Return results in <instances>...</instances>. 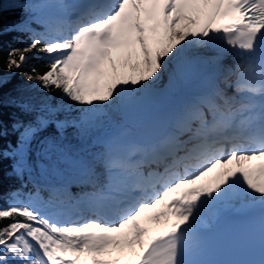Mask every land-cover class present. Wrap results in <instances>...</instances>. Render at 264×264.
<instances>
[{
  "label": "trees",
  "instance_id": "1",
  "mask_svg": "<svg viewBox=\"0 0 264 264\" xmlns=\"http://www.w3.org/2000/svg\"><path fill=\"white\" fill-rule=\"evenodd\" d=\"M40 1L0 0V241L18 227L46 228L24 205L27 198L33 204L49 200L43 184L67 185L56 194L74 192L80 173L91 167L98 176L89 183L108 186L114 173L106 167L119 146L99 142L107 133L91 121L107 116L117 135L127 118L113 74L86 64L85 49L62 61L49 55L48 21L34 15ZM26 53L32 54L24 61ZM27 76L40 78L45 91ZM156 76L134 77V89L139 79Z\"/></svg>",
  "mask_w": 264,
  "mask_h": 264
},
{
  "label": "bare ground",
  "instance_id": "2",
  "mask_svg": "<svg viewBox=\"0 0 264 264\" xmlns=\"http://www.w3.org/2000/svg\"><path fill=\"white\" fill-rule=\"evenodd\" d=\"M135 1H137V5ZM233 1L171 0L169 7L164 4L165 0L112 1L107 12H114L112 25L115 28H122L123 31L129 32L135 26L143 31H149L151 26L153 28L156 26V22L161 21L166 26L168 22L172 23V20H176L168 28V31L171 28L173 33L182 34V30L188 25L187 18H189L191 20L196 19L189 26V30L202 38V42L194 47L187 45L181 47L174 59L165 60L162 58L163 70L160 82L147 84L140 92L138 91L137 95L125 98L129 111H135L138 104L141 103L150 109L148 112L150 113L157 106H162L175 90L182 89L185 91V94L180 98V104L169 131L156 144L150 142L134 146L131 154L126 155L128 158L123 155L119 156V163L125 165L156 164L154 155H151L154 150L171 151L170 155L164 157L159 155V158L162 157L160 160L174 161L177 154L184 152L187 154V151H191V148L188 149L189 145H194L197 141L203 140L204 136H210L214 130L221 129L220 122L214 123L211 120L216 112L219 111L224 118L233 116L234 111L231 107L234 102L227 101L228 94H224L219 87V79L239 70L238 84H251V82L248 81L249 78L246 79L245 63L242 61L235 62L230 54L213 42V33L218 26L230 24L232 20L238 19L232 4ZM139 5H143L144 9H139ZM168 10H175L176 12L167 14ZM128 11L131 12V15L127 14ZM119 13L123 17L118 20ZM134 14L135 18H133ZM255 87L256 90L248 93L254 99L253 104L258 103L259 98L263 97L258 92L259 86L255 85ZM253 104L242 109L239 114L242 122L247 121ZM235 147V141L212 143L208 141L204 148L190 155L189 161H182L181 165H186L192 160H203L202 166L208 167L214 161L221 160L202 173V176L194 182L186 179V183H183L179 179L184 175H176V173L180 174L179 170L175 169L180 163L178 162L179 159H176L174 162H178V164L171 165L168 169L172 178L178 179L177 183L172 182L163 190L164 192L167 191L166 194L168 195L165 202L167 204L165 210L168 211V216L159 223L141 228L131 246L126 248L123 253L118 255L115 251H111L105 257L95 256L87 249L67 250L51 241L42 239V245H38L36 242L32 243V250L36 257L31 263L121 264L131 262L140 259L143 250L163 234L184 229L186 225L194 227H198L200 223L211 225L219 208L232 207L237 210H244L253 204L262 202L264 200V173L256 179H253L252 172L238 181L232 178L237 165L242 163L251 165L256 162L257 156L255 154L252 155L255 156L254 158L248 160H244L243 158L246 156L242 155L231 156L232 167L221 172L225 162L228 161L227 158H229L227 152L231 149L234 150ZM223 149L224 151H222ZM139 153V157L135 156ZM214 155L216 158L211 157ZM192 184L196 187L201 184L204 186L202 200L188 191V187ZM220 184L222 185L221 188H219ZM212 189L215 190L214 193L211 192ZM192 198L196 200L194 206L190 204Z\"/></svg>",
  "mask_w": 264,
  "mask_h": 264
},
{
  "label": "rangeland",
  "instance_id": "3",
  "mask_svg": "<svg viewBox=\"0 0 264 264\" xmlns=\"http://www.w3.org/2000/svg\"><path fill=\"white\" fill-rule=\"evenodd\" d=\"M64 8L63 0H41L35 9L34 15L38 20L44 18L50 19L52 27H54L59 22V19L64 17ZM172 12L176 11L168 10L167 14ZM135 17L134 15L133 18ZM195 20L187 18L188 25L182 30V34L173 33L171 28L168 31V28L176 20H172V23L168 22L169 26L156 22V26L154 28L151 26L149 31H143L134 26L132 31L126 32L122 28L113 27L111 37L106 43H97L96 39L86 36L83 30L78 28L68 36L57 33L59 37L53 39L54 47L51 52L54 58L62 61L70 51L83 47L86 50V59L91 60L94 64L96 63L98 68H105L108 72L112 73L113 79L122 88L128 89L132 87L134 77H153L157 74L153 80H145V83H142L137 90H132L133 93L128 96L137 95L147 84L160 82L163 70L162 58L165 60L174 59L180 52L181 47L183 48L185 45L194 47L202 42L201 37L194 32L191 33V30H189V26ZM31 54L26 53L22 60L26 61L25 59ZM87 62L89 63V61ZM238 71L221 77L218 82L223 93L228 94L227 101L234 102L231 107L234 110L243 107L245 104H251L250 101H247L250 98V94L248 95V93L251 92V88L247 84H238ZM27 80L34 81L36 85L45 91L40 78H30L27 76ZM126 97H121L118 101L122 113L127 118L117 135L112 131L113 128H111L107 116H98L96 120L91 121L95 123L101 122L104 125L107 136L102 137V142L105 144L118 143L120 145L119 151L110 155L114 167L118 166L116 160L120 155H130L134 150L133 145H130L127 139L128 131L131 126L145 117L150 110L144 104L139 103V107L137 106L135 111H129L125 103ZM227 159L228 161L221 169V172L233 164L231 156ZM218 161L221 160L214 161L212 165L218 163ZM211 166H205L206 168L204 167L203 172L191 175L193 176L191 180H197ZM91 170V167L83 170L85 173L81 177L79 175L78 181L86 182V179L90 178L91 180L92 177H96L97 173ZM142 171L144 172V170ZM126 183L127 180L122 178H116L112 181V185L119 188H126ZM83 196H73L64 206L60 207L56 204H33L27 198L24 202L25 207L33 210L46 228H41L38 225L26 228L18 227L10 237L0 241V264H32L31 262L36 257L32 250V243L36 242L38 245H42V239L51 241L67 250L72 249L73 246H80V250L87 249L95 256L105 257L111 251H115L119 255L131 246L132 241L137 237L141 228L159 223L168 216V212L165 211V201L167 198L165 193L160 197H156L151 202L138 204L137 210L128 212L127 217L124 216L112 224L95 223L93 220L86 221L85 223H60L61 215L63 213L69 215L76 208V203L81 201ZM53 226L60 228L71 227L75 232L67 236L63 231H54Z\"/></svg>",
  "mask_w": 264,
  "mask_h": 264
},
{
  "label": "water",
  "instance_id": "4",
  "mask_svg": "<svg viewBox=\"0 0 264 264\" xmlns=\"http://www.w3.org/2000/svg\"><path fill=\"white\" fill-rule=\"evenodd\" d=\"M184 94L185 91L182 89L171 93L166 103L155 108L153 112L140 120L139 124L132 127L129 141L144 145L163 137L171 127L180 104V98Z\"/></svg>",
  "mask_w": 264,
  "mask_h": 264
}]
</instances>
